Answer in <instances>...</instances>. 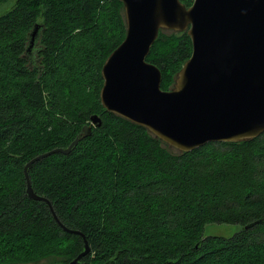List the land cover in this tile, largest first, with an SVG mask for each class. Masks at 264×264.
Here are the masks:
<instances>
[{
  "label": "trees",
  "instance_id": "obj_1",
  "mask_svg": "<svg viewBox=\"0 0 264 264\" xmlns=\"http://www.w3.org/2000/svg\"><path fill=\"white\" fill-rule=\"evenodd\" d=\"M125 35L121 0H16L0 12V264L82 250L81 235L27 194L24 166L68 146L93 113L102 123L73 150L29 168L35 190L89 239L78 264H264V132L174 151L106 110L101 69ZM192 50L187 31H160L147 59L162 69V88ZM209 222L242 228L205 235Z\"/></svg>",
  "mask_w": 264,
  "mask_h": 264
},
{
  "label": "water",
  "instance_id": "obj_2",
  "mask_svg": "<svg viewBox=\"0 0 264 264\" xmlns=\"http://www.w3.org/2000/svg\"><path fill=\"white\" fill-rule=\"evenodd\" d=\"M16 1V0H15ZM126 35L106 58L100 91L106 110L145 126L176 151H189L210 141H241L264 132V0H121ZM36 23L28 51L41 33ZM187 31L193 50L172 85L161 86L162 69L147 55L160 31ZM91 115L68 146L32 157L24 166L26 192L47 202L68 231L83 238L82 250L69 261L78 264L89 254L86 234L58 217L52 201L32 185L29 168L54 152L69 153L100 125Z\"/></svg>",
  "mask_w": 264,
  "mask_h": 264
},
{
  "label": "rangeland",
  "instance_id": "obj_3",
  "mask_svg": "<svg viewBox=\"0 0 264 264\" xmlns=\"http://www.w3.org/2000/svg\"><path fill=\"white\" fill-rule=\"evenodd\" d=\"M15 0H0V12L8 9L12 6ZM171 31V30H170ZM172 150L176 151L171 147ZM242 228L240 223H230V222H209L205 225L204 234L205 235H223L230 236L236 231ZM55 260H60L59 257L53 255L44 256L38 260L27 261V262H15L9 264H49Z\"/></svg>",
  "mask_w": 264,
  "mask_h": 264
}]
</instances>
